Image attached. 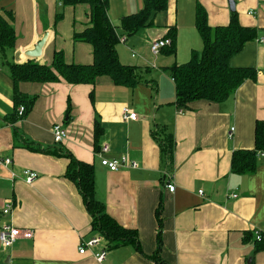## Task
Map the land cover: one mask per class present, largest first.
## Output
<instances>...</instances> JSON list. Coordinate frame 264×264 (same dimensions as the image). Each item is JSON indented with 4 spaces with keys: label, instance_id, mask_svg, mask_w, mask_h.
<instances>
[{
    "label": "crops",
    "instance_id": "crops-1",
    "mask_svg": "<svg viewBox=\"0 0 264 264\" xmlns=\"http://www.w3.org/2000/svg\"><path fill=\"white\" fill-rule=\"evenodd\" d=\"M197 4L210 26L228 23V0H168L164 10L153 13L150 25L126 36L121 18L139 11L143 1L109 0L107 15L121 36L118 58L136 66L139 73L140 82L129 88L106 76L94 84L63 79L15 84L8 63L32 60L48 65L55 50L63 51L68 63L92 62L91 45L72 37L89 24V6H61L58 0H0V12H12L15 31L14 49L4 56L0 50V155L12 158L18 174L10 178L8 170L0 167V225L11 222L33 234L8 248L0 245V264H157L148 256L156 250L158 232L159 254L168 264H264V243L257 245L252 234V227L264 221V157L257 156L254 172L231 171L233 152L254 147L255 123L264 120V43L259 42L264 36V0H234L240 24L256 28L257 36L229 59V65L254 68L255 80H245L222 101L195 100L182 110L174 103L175 85L167 68L186 62L192 50L202 47L195 26ZM59 12L62 16L55 22ZM171 26L176 28L175 54L166 53L164 47L153 55L150 43L165 38ZM45 33L41 54L26 55ZM15 91L27 98L35 96L20 118ZM124 106L137 113L136 120L122 119ZM95 120L101 128L98 149L109 146L103 157L126 154L137 162L136 168L110 171L101 165V154L94 148ZM54 123L64 124L68 131L59 145L53 141ZM157 129L173 135L170 163L161 156L153 134ZM25 141L61 147L91 164L96 199L121 226L136 230L141 251L132 244L109 249L103 238L101 246L92 249L107 248L103 261H96L91 251L79 254V244L98 233L91 230L75 183L65 175L69 159L30 150L22 146ZM23 168L38 173L32 184L19 178ZM169 182L175 185L173 192L166 188ZM8 203L11 210L3 214Z\"/></svg>",
    "mask_w": 264,
    "mask_h": 264
},
{
    "label": "trees",
    "instance_id": "trees-1",
    "mask_svg": "<svg viewBox=\"0 0 264 264\" xmlns=\"http://www.w3.org/2000/svg\"><path fill=\"white\" fill-rule=\"evenodd\" d=\"M142 8L121 18V29L126 36L150 25L153 13L164 10L168 0H142ZM61 6L85 3L89 6V24L81 31L73 33V40L85 42L92 47V62L77 64L65 60L61 50L54 51L50 64H40L32 60L24 63H8L9 73L16 84L19 81L29 82H57L60 79L71 84H94L98 77L106 76L114 84L133 88L139 82V73L134 65L120 62L116 45L121 38L117 34L107 15L109 0H58ZM62 16V12L55 14V22ZM12 12H0V50L3 56L14 49L15 31L11 24ZM195 26L202 41L200 50H192L189 59L181 64H174L167 68L175 85V105L178 109H186L195 100L219 102L229 97L247 79L255 80L256 71L250 67H232L229 59L242 50L244 45L256 38L254 27L243 26L238 20L237 13L230 10L229 21L226 25L210 26L206 13L197 4L195 10ZM165 38L170 44L165 48L168 54L176 51V28L171 26ZM92 94V93H91ZM15 109L23 105L25 112L32 107L35 96L25 97L15 91ZM91 98V97H90ZM70 101L67 102V110ZM18 117V116H17ZM101 128L99 122H94V148L99 150L97 143ZM159 144L161 156L170 163L174 149L172 133L157 129L153 132ZM157 136V137H156ZM59 145V144H56ZM22 146L52 155H64L69 159L66 176L72 180L82 198L85 208L91 218V230L100 234L113 249L125 244H132L138 251L140 242L136 230L121 226L105 210L104 204L97 200L94 190L93 166L75 159L68 151L61 147L51 149L40 144L25 141ZM264 150V120H257L254 126V147L239 149L233 152L231 171L235 173H250L257 168V152ZM157 223L160 227L161 219L158 208L156 210ZM160 233H157V247L148 256L157 264H168L160 257ZM257 245L264 243L256 242Z\"/></svg>",
    "mask_w": 264,
    "mask_h": 264
},
{
    "label": "built area",
    "instance_id": "built-area-1",
    "mask_svg": "<svg viewBox=\"0 0 264 264\" xmlns=\"http://www.w3.org/2000/svg\"><path fill=\"white\" fill-rule=\"evenodd\" d=\"M123 40V38H122ZM259 42L264 43V36L259 39ZM170 44L169 38H162L154 40L150 43V51L153 54L159 52L161 48L167 47ZM25 112V108L23 105H20L17 109V116L22 117ZM122 119L123 120H136L137 113L132 109L124 106L122 108ZM233 128L229 131V135L231 134ZM68 131L67 128L62 123H54L52 126V136L53 141L56 144H61L65 138L67 137ZM109 151V146L104 144L101 146L99 150L100 155V163L102 166L106 167L110 171H117L119 169H128V168H136L138 166L137 162L131 159L128 155L122 154L119 158L108 159L103 157L102 153ZM258 157H264V150L257 152ZM13 160L11 157L0 155V167L5 168L10 173V178L18 177V174L12 169ZM38 177V173L29 168H23L20 171L19 178H21L25 183L32 184ZM166 188L173 192L175 189V185L172 182L166 184ZM199 194H202V191H199ZM231 197H236V193H231ZM11 203L6 204L2 208V213L7 214L11 210ZM252 234L256 242L262 241L264 237V221L261 225L252 227ZM32 232L30 230H21L20 228L13 225L11 222H2L0 225V245L4 248L10 247L18 238H31ZM103 242V237L99 234L94 235L88 240H83L78 246V253L85 254L87 251H91V255L93 258L101 262L104 260L107 254V248L105 246L99 247L97 250L92 251L96 246H101Z\"/></svg>",
    "mask_w": 264,
    "mask_h": 264
},
{
    "label": "water",
    "instance_id": "water-1",
    "mask_svg": "<svg viewBox=\"0 0 264 264\" xmlns=\"http://www.w3.org/2000/svg\"><path fill=\"white\" fill-rule=\"evenodd\" d=\"M228 4L230 7V10H234V0H228ZM47 37V33H45L40 40L35 44V46L32 49L26 50L25 54L30 57H37L41 54L42 46L45 43Z\"/></svg>",
    "mask_w": 264,
    "mask_h": 264
},
{
    "label": "rangeland",
    "instance_id": "rangeland-1",
    "mask_svg": "<svg viewBox=\"0 0 264 264\" xmlns=\"http://www.w3.org/2000/svg\"><path fill=\"white\" fill-rule=\"evenodd\" d=\"M154 55V54H153Z\"/></svg>",
    "mask_w": 264,
    "mask_h": 264
}]
</instances>
